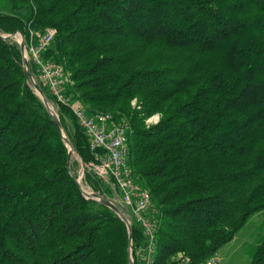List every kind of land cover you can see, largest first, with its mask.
<instances>
[{
    "label": "trees",
    "instance_id": "obj_1",
    "mask_svg": "<svg viewBox=\"0 0 264 264\" xmlns=\"http://www.w3.org/2000/svg\"><path fill=\"white\" fill-rule=\"evenodd\" d=\"M51 28L40 58L69 74V102L30 51ZM18 31L83 183L111 200L73 106L127 126L152 203V235L133 216L134 264L205 263L264 211V0H0V264H131L128 226L83 193ZM246 252L264 264V217Z\"/></svg>",
    "mask_w": 264,
    "mask_h": 264
},
{
    "label": "built area",
    "instance_id": "obj_2",
    "mask_svg": "<svg viewBox=\"0 0 264 264\" xmlns=\"http://www.w3.org/2000/svg\"><path fill=\"white\" fill-rule=\"evenodd\" d=\"M55 32V29H49L48 34L37 44H34L30 51L36 58L42 77L50 86L53 94L60 101L69 102L62 89L63 84L70 81L69 74H66L62 67L52 62H45L40 58V53L50 45ZM73 108L80 125L90 138L91 147L94 150L105 152V155H99V161L93 164L94 171L105 180L112 178V187L120 188V193L115 195V198L120 197L131 208L134 216L143 224L146 231L152 235L153 224L144 214L152 206L151 196L149 191L134 177L128 163L127 126L114 123L110 114L90 116L86 113L85 108L78 103H75ZM151 259L150 252L147 263ZM202 264H219L218 254L213 255Z\"/></svg>",
    "mask_w": 264,
    "mask_h": 264
},
{
    "label": "rangeland",
    "instance_id": "obj_3",
    "mask_svg": "<svg viewBox=\"0 0 264 264\" xmlns=\"http://www.w3.org/2000/svg\"><path fill=\"white\" fill-rule=\"evenodd\" d=\"M15 40H20L21 35L18 33L13 36ZM26 55L28 60L30 59V53L26 47ZM51 103V102H50ZM136 103V100L133 102ZM57 112V106L51 103ZM160 118V114H155L147 120V123L152 124L156 123ZM65 134V132H64ZM66 135V134H65ZM76 159L79 161V164L76 165V173L80 178V185L88 194H93L94 192L91 188L83 183L84 177V163L82 162L80 156L74 152L71 160ZM112 201L121 209L122 213L127 217V219L132 223L133 221V212L129 206H127L120 197L112 199ZM264 217V211L261 213L255 214L248 224L235 236V238L225 245L218 253L219 264H248L249 257L246 252V246L248 243L254 241L258 226L261 222V219ZM133 255V254H132Z\"/></svg>",
    "mask_w": 264,
    "mask_h": 264
},
{
    "label": "water",
    "instance_id": "obj_4",
    "mask_svg": "<svg viewBox=\"0 0 264 264\" xmlns=\"http://www.w3.org/2000/svg\"><path fill=\"white\" fill-rule=\"evenodd\" d=\"M20 34L21 35V38L20 40H18L22 46V49H23V54H24V63H25V66H26V70H27V74L28 76L33 80V85H34V89L36 91V93L41 97V99L43 100V102L45 103V105L47 106L49 112L52 114L53 118L55 119L57 125L59 126L61 132H62V135L64 137V140L66 142V144L68 145L69 147V161H71V157L73 155V153L75 152L74 150V146L72 145L71 141L69 140V138L64 134V131L62 129V126H61V123H60V119H59V115L58 113L55 111V110H52L51 107H50V101L48 100V98L45 96V94L43 93V91L41 90V88L39 87V85L36 84V82L34 81V79L32 78V73L29 69V60L27 58V55H26V43H25V39H24V36L23 34L18 31L14 34H10L8 35V37H13L17 34ZM78 184L80 185V178L77 177L76 178ZM83 193L85 194L86 197H88L89 199H93V200H97L101 203H103L104 205H107L109 206L110 208H112L116 213H118L122 219L125 221V223L127 224L128 226V229H129V232H130V261H131V264H134V259H133V250H132V224L131 222L127 219V217L122 213L121 209L109 198L107 197H103V196H100L96 193H93V194H88L84 189L83 187L80 185Z\"/></svg>",
    "mask_w": 264,
    "mask_h": 264
},
{
    "label": "bare ground",
    "instance_id": "obj_5",
    "mask_svg": "<svg viewBox=\"0 0 264 264\" xmlns=\"http://www.w3.org/2000/svg\"><path fill=\"white\" fill-rule=\"evenodd\" d=\"M50 107L52 110H55V108L53 107V105L50 103Z\"/></svg>",
    "mask_w": 264,
    "mask_h": 264
}]
</instances>
